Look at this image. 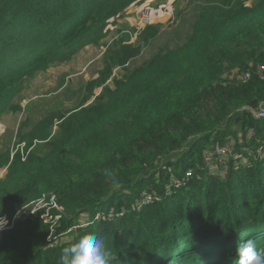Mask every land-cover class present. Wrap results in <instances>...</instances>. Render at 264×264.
<instances>
[{
    "label": "trees",
    "instance_id": "obj_1",
    "mask_svg": "<svg viewBox=\"0 0 264 264\" xmlns=\"http://www.w3.org/2000/svg\"><path fill=\"white\" fill-rule=\"evenodd\" d=\"M144 1L0 0V121L22 113L24 147L0 182V216L45 194L63 210L55 223L57 211L48 225L35 213L1 233L0 264H60L86 233L102 240L106 264H236L249 239L264 250V119L249 111L264 104V0H189L177 27L146 26L98 59L108 26ZM86 50L85 65L99 60L86 96L24 113L30 80ZM216 146L231 150L222 176L202 159Z\"/></svg>",
    "mask_w": 264,
    "mask_h": 264
},
{
    "label": "rangeland",
    "instance_id": "obj_2",
    "mask_svg": "<svg viewBox=\"0 0 264 264\" xmlns=\"http://www.w3.org/2000/svg\"><path fill=\"white\" fill-rule=\"evenodd\" d=\"M156 1L158 0H154L153 2L148 3V0H145L142 4L129 10V12L124 15L121 20L117 21V24L114 23V25H109L107 30H110L109 32L112 34V36L110 35L109 39H105L103 43L100 44L99 48L97 49V56L99 54L98 59L105 52L109 51L110 48H117L122 44L134 45L138 41L137 36L140 33V31L136 32L135 29L138 10L140 7L147 6L151 11L154 12V16H157V12L159 10L157 8L158 3ZM237 1H241L244 4H252L255 0ZM169 3H172V7H175V16L177 14L174 25L169 26L168 22H166V18L159 19L158 17L155 18L153 23L151 24L152 26L160 25L162 27V31H167L168 29L177 27L181 24L182 18H189L190 12H193V7L189 4V0H171ZM84 53L85 54L81 55V57L76 56L70 62L56 65L53 68H49L46 72L40 73L36 75L35 78L30 80L29 87L25 88L21 96L22 102L20 103V105L24 113L33 103V106H36V104H38L39 102H46L51 107L60 103H62L65 107H73L80 99H83L86 96L84 86L91 78L95 76L99 61H91L90 63L85 65L84 58L86 56H89L88 54H90L91 51L86 50ZM119 72L120 69L115 70L107 86L111 85L112 79L116 77ZM15 105L18 106L19 102H16ZM261 107H264V104L261 105ZM21 114L22 113L19 112V118L17 120H15L14 114L8 116L3 115L0 121V152L4 147H8L10 151L8 160L9 164L0 168V182H6L9 166L12 162L10 158H12L13 153L15 154L18 150L21 151L22 148L24 150V147H21L20 149L17 147L15 138L18 135L17 128L18 123L21 121H19V119L21 118ZM50 131L51 132L48 134L46 140L42 143H38L36 147L45 146L48 139L54 137L56 127H53L52 129H50ZM210 168L211 170H206L216 175L222 176L224 168L219 161L212 163ZM46 197L47 195L45 194L41 197V199L37 201L38 203L34 202L32 205H25L19 208L11 217L13 220V217L16 216L17 212H19V217L14 220L13 225H15L16 221L27 218L29 215H33L35 213H39V218L41 220H44L43 223L45 225H48L50 220L52 219L51 214L54 210L57 211V215L60 216L54 217V223L59 221L62 215L61 213L63 212L62 208L57 205L55 199H50L48 201ZM11 222L12 221H10L9 223ZM81 224H85V222L80 220V225Z\"/></svg>",
    "mask_w": 264,
    "mask_h": 264
},
{
    "label": "clouds",
    "instance_id": "obj_3",
    "mask_svg": "<svg viewBox=\"0 0 264 264\" xmlns=\"http://www.w3.org/2000/svg\"><path fill=\"white\" fill-rule=\"evenodd\" d=\"M19 217V212L13 219ZM9 225L6 216H0V231ZM233 255L236 264H264V250H258L256 242L249 239L239 242ZM60 264H106L102 240L94 233L84 234L77 243L62 250Z\"/></svg>",
    "mask_w": 264,
    "mask_h": 264
},
{
    "label": "built area",
    "instance_id": "obj_4",
    "mask_svg": "<svg viewBox=\"0 0 264 264\" xmlns=\"http://www.w3.org/2000/svg\"><path fill=\"white\" fill-rule=\"evenodd\" d=\"M173 3V2H172ZM172 3L166 2L164 5H162V7L160 9H158L159 14L157 12V16H154V12L151 11L147 6L146 7H141L138 10V15H137V19H136V25H135V29L136 32L141 31L143 28H145L146 26H149L153 23L155 18H166V22H168V24H173L174 23V14L171 11V7H172ZM264 71V69L261 67L260 68V72L262 73ZM261 75V74H260ZM249 75L245 74L244 77L242 78L243 81H246L248 79ZM251 112V114L257 118V119H264V107H259L257 110H249ZM231 154V150L229 147L227 146H216L207 150L203 151L202 154V159L204 162V166L206 169H210V166L212 165V163L219 161L222 165L223 168H225V161L230 157ZM262 155V147L259 148L257 150V156ZM192 177V171H187L184 175V177L182 179L179 180H175L172 183V187L176 190L181 189L183 187H187L188 184L190 183ZM145 198V203H149L151 201V196H149L148 194H143V196ZM53 199V198H51ZM38 203V202H36ZM98 217H95V220ZM9 221V220H8ZM12 222L9 223L8 227L3 230L0 231L1 233L7 232L9 230H11L13 228V223H14V219L11 220ZM44 221V220H43ZM10 222V221H9ZM83 226H87V224H81L78 228L83 227ZM74 229H70L68 231V233L72 232Z\"/></svg>",
    "mask_w": 264,
    "mask_h": 264
},
{
    "label": "crops",
    "instance_id": "obj_5",
    "mask_svg": "<svg viewBox=\"0 0 264 264\" xmlns=\"http://www.w3.org/2000/svg\"><path fill=\"white\" fill-rule=\"evenodd\" d=\"M154 0H148V3H150V2H153ZM162 0H158V1H156L157 3H158V5H160V6H162V5H164V4H161L160 2H161ZM171 0H167L166 2H170ZM156 2H154V3H156ZM141 8V7H140ZM139 8V9H140ZM129 12V11H128ZM127 12V13H128ZM217 172V171H216Z\"/></svg>",
    "mask_w": 264,
    "mask_h": 264
}]
</instances>
